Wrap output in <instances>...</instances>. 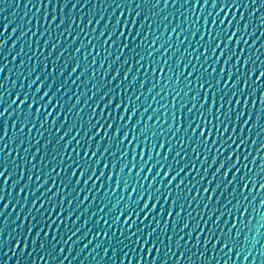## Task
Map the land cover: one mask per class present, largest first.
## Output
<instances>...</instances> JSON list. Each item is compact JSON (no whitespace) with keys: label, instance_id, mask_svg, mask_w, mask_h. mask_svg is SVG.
<instances>
[{"label":"snow or ice","instance_id":"obj_1","mask_svg":"<svg viewBox=\"0 0 264 264\" xmlns=\"http://www.w3.org/2000/svg\"><path fill=\"white\" fill-rule=\"evenodd\" d=\"M159 2L160 0H155L154 3L137 0L133 8L131 4L124 3V0H113L107 4V8L120 11L108 14L101 12L98 15L93 11L84 20L83 16L73 19L72 11L65 15V7L75 10L78 6L76 3L61 5L60 15L57 16L55 0H46L42 5L45 8L43 20L36 24L42 30L38 33L28 30L32 36L44 37L47 33L48 38L43 40L42 45L39 39L35 43L42 49H50L48 55L45 56L41 51L43 60H36L33 52L32 59L35 62L26 88L21 83L20 90L12 94L11 102L6 106L0 96V142L8 137V120L13 115L16 119L12 121V128L19 127V132L14 131L8 138V143L0 146V194L16 174L17 167L20 169L19 178L12 180L11 187L17 188L18 197L26 192L34 178L37 181L32 207L24 218L28 220L27 236L23 243L17 241L14 244L21 256L29 247V238L31 246L38 247L42 252L49 250L45 255L57 251L63 253L65 249L59 247L61 241L64 244L75 243L73 238L87 221L70 234L67 233L66 226L65 234H61L57 226L65 225L67 221L80 220L83 213L74 216V211L90 199L95 200L101 192L107 196V189L111 185V194L115 195L120 190L121 200L124 199L123 194L128 192L130 203H125L116 213L112 225L104 221L105 228L115 226L123 217L120 229L123 240L117 239L116 244L128 249L127 242H131L133 252L138 245L144 255L136 258V264H144L149 258L152 264H156L162 249L167 258L160 260V264H168V259L175 255L170 247L174 238L177 250L181 248L183 241L184 251L180 252V258L192 249H199L195 253L199 264H211L212 260L220 264L221 259L223 264H228L235 249V259H240L241 252L244 251L237 240L240 233L237 231L232 234L231 239L228 238V234L236 227L235 223L228 227V217L232 215L235 218L229 205L236 198L237 177L239 176L241 196L249 184L253 183L242 172L245 168L247 172L252 171L245 162L251 155L247 147L255 145L256 141L253 139L249 143V134L255 128L264 134V123H261L264 121V59H261L264 43L257 46L261 37H264V32L257 36L252 30V16L258 9H255L253 0L255 10L248 15L247 22L241 24L245 20V14L241 12L237 18L235 12L239 11V7L235 0L228 5L222 3L214 15L209 12L207 16H203V7L207 4V0H204L190 30L186 3L183 5L185 26L181 29L179 21L173 25L169 19L172 13L160 17V13L154 11L159 7ZM164 3L167 5L168 0H164ZM197 3L198 0H193V11L197 8ZM49 4L53 8L50 16L47 13ZM173 7H176V0H173ZM211 7H217L216 0H212ZM240 7L247 10V5ZM208 17H212L211 20ZM11 23L5 19L0 28V37L9 31ZM28 23L31 24L32 21ZM258 27H264V23ZM18 29V38L28 35L19 25L11 28L10 35L17 33ZM89 29L94 34L98 47L93 44L92 39H88L87 44L83 42L82 36H87ZM57 30L59 35L56 42L50 44L52 33ZM157 31L160 32L159 35L156 34ZM164 31H168V38L157 44ZM172 34H176L179 43H172ZM149 36L153 38L149 40ZM61 37L64 38V47L57 53ZM192 40H195V44H192ZM78 41L69 60H65L58 69L57 61ZM3 43L0 40V47ZM189 46L192 47L191 52L188 51ZM29 47L32 45L29 44ZM85 48L88 51L83 53L82 63L77 59V54H81ZM253 50L255 55L252 54ZM53 53H57L55 59H51ZM185 55L188 57L187 62L182 59ZM88 56H92L93 65L99 59L101 68H105L109 57H112V62L100 74L99 82L92 83L88 94H85L79 89L87 87L89 81H95L97 76V72L89 73ZM49 60L50 64L47 63ZM113 65H116L115 71L105 79L108 77V69ZM173 69L176 70L175 77L172 76ZM3 71L0 68V72ZM69 82L78 89L71 95L66 91ZM161 92L164 93L162 99H167L171 93L170 108L163 104L153 106ZM257 92L260 93L259 107L255 99ZM148 96L152 97V101L144 106L141 97L147 99ZM81 104L84 107H80ZM13 105L15 109L10 111ZM166 108L167 112H172L167 128L157 127L156 124L149 126L148 121ZM149 109L151 114L146 115ZM74 111L75 116L72 115ZM42 112L44 115L41 120ZM26 128L28 136L36 130V144H40L45 131L49 139L40 148L32 145L34 150L31 154L25 148L18 165L13 157L12 171L9 172L7 158L13 152L7 151L5 154V150L12 143H16L17 149L23 144L22 137ZM73 143L75 147H72ZM261 148H264V143ZM37 155L40 156L38 163ZM255 160L253 157V164ZM260 167L264 169V164ZM41 168L43 172L40 171ZM61 175L65 177L63 180L60 179ZM24 180L27 182L18 187ZM50 180L53 187L45 188ZM260 188L264 189V181L260 183ZM64 189H69L67 194ZM36 192L40 193L39 197L35 195ZM49 193V200L44 201L43 197ZM133 194H136L135 199ZM57 196L60 198L59 203L52 206L50 202L55 201ZM3 199L0 195V201ZM9 203L11 201L4 203L3 208H8ZM119 203L117 201L113 204L110 211L115 210ZM45 204H49L47 209ZM65 204L68 205L67 208L64 207ZM165 205L168 206L166 213ZM20 207L23 209L24 205ZM33 211L36 213L35 217L32 215ZM89 211V208L84 209V212ZM100 211H104V208ZM160 217H163V222ZM125 232L128 234L125 235ZM97 235L108 238L107 231L98 232ZM96 238L93 236L89 239L83 248H88ZM189 243L191 248L188 247ZM208 245H211L213 254L219 245V252L224 256L213 255L210 259L206 258ZM96 247L100 245L97 244ZM250 255L251 253L245 254L243 259L247 261ZM123 256L128 257L129 252L124 251ZM187 258L192 260L191 255ZM120 264H124L123 259ZM128 264H132L131 258Z\"/></svg>","mask_w":264,"mask_h":264},{"label":"water","instance_id":"obj_2","mask_svg":"<svg viewBox=\"0 0 264 264\" xmlns=\"http://www.w3.org/2000/svg\"><path fill=\"white\" fill-rule=\"evenodd\" d=\"M112 2L113 0H55L56 14L57 16L60 15L61 5H71L73 3H76L78 6L75 8V10L65 7V15L68 11H72L73 19L79 16H83L84 20H87L88 14L93 11H95L97 15L101 12H105L106 14H108L112 11H120L119 9L107 8V4ZM115 2H120V0H115ZM136 2L137 0H124V3L131 4L133 8L135 7ZM154 2L155 0H149V3ZM235 2L239 7V11L235 12L237 18H239L241 12L245 14V20L242 21L241 24L247 22L248 15L252 13L255 9H258V11H255V15L252 16V30H254L257 36H259L261 32H264V27H258V25L264 23V0H255V9L253 8V0H235ZM45 3L46 0H0V28H2L5 19H7V21L12 22L9 26V31L5 32L3 37H0V40L4 41L3 46L0 47V68L4 69L3 72H0V96L3 97V104L5 106L11 102L12 94L20 90L21 83H23L26 88L28 80L31 79L29 73L31 72L32 64L35 62L32 59L33 52H35L36 60H43L44 57L40 56V52L43 51L44 55L47 56L50 50L48 48L42 49L40 45H36L35 43V41L39 39L42 45L43 40L48 38L47 33L44 37H40L39 35L32 36L31 32H28L29 29H31L32 32L37 33L42 30L39 29L36 24L37 21L43 20V17L45 15V8L42 5ZM185 3L187 4L188 28L191 30L192 23L196 19V13L200 12V5L204 4V0H198L197 8L195 9V11H193L191 7L193 0H176V7H173V0H168L167 5H165L164 0H160L159 7L157 9H154V11L159 12L160 17L172 13V15L169 17V19L172 21V24L174 25L179 21L182 29L185 26L183 15L185 13V8L183 7ZM222 3L225 5L232 4L233 0H216L217 7L215 9L211 7L212 0H207V4H204L203 7V16H207L209 12H212L214 15L215 12L219 10V7ZM79 5L86 6L80 7ZM242 5H247V10H245L244 7H240ZM52 11V5L49 4L47 8V13L49 16L51 15ZM221 15H223V13H221ZM160 17H158V19ZM208 18L209 20H211L212 17ZM29 21H32V23H28ZM17 25H19L25 32H28V35H25L23 38H18L19 29L17 33L10 35L11 28ZM197 27H199L198 24ZM156 34L159 35L160 32L157 31ZM58 35L59 30L52 33V39L50 40V44L56 42V37ZM152 38L153 37L149 36V40H151ZM167 38L168 31H164L163 37L160 41H157V44L162 43L163 40H166ZM82 39L85 44H87L88 39H92L93 44H97L96 40L94 39V34L91 32L90 29L88 30V35L82 36ZM172 43L174 45L179 43V41L176 39V34H172ZM260 43H264V37H261V39L257 43V46H259ZM29 44H31L32 47H29ZM78 44L79 41L76 45H73L72 48H69L68 52L65 53V56L61 60L57 61L56 66L58 69L64 63L65 60H69L73 48L78 46ZM192 44H195V40H192ZM241 46L243 47V45ZM63 47L64 38L61 37L60 48L57 49V53ZM183 47L184 46L182 45L181 48ZM87 51L88 48H85L83 49V52L81 54H77V59L81 60L82 63V55ZM188 51H192L191 46L188 47ZM17 53H20V55L18 56ZM57 53H53L51 59H55ZM252 54L255 55L254 50ZM113 55H115V49L113 50ZM177 55H179V53ZM14 57L16 58L13 59ZM102 57L103 53H101V58ZM173 59H175V57ZM182 59L187 62V55H185ZM261 59H264V54H261ZM111 62L112 57H109L107 62L105 63V68H107V64H110ZM47 63L50 64L51 60L47 61ZM87 63L90 66L89 73L97 72V76L95 78V81H89L87 87L82 86L79 89L82 90L85 94H88L92 83L99 82L100 74L105 71V68L100 67L99 59L97 60V63L93 65L92 56H88ZM209 64H211V61H209ZM115 68L116 65H113L112 68L108 69V77H106L105 79L109 78L113 74ZM45 71H47V69H45ZM133 72H135V69H133ZM217 72H219V66H217ZM165 73H167V68H165ZM87 75L88 74H86V76ZM175 75L176 70L173 69L172 76L175 77ZM245 75H247L246 69ZM5 77H7V79H5ZM13 82H15V87H13ZM138 83L139 81H137V84ZM163 83L164 79L162 78L161 86H163ZM169 87H171V82H169ZM77 90L78 89L73 86L71 82L66 85V91H68L69 95H71L73 91ZM154 94L155 93H153V95ZM163 96L164 93L161 92V95L156 98V103L153 104L154 107H156L157 104L167 105L169 108L171 107V93H169L167 99H162ZM259 97L260 93L257 92L255 97L257 101V107L260 106ZM65 100L67 101V98H65ZM141 101L144 106H147L148 103L152 101V97L148 96L147 99L141 97ZM67 106L68 105L66 102L65 108H67ZM80 107H84V105L81 104ZM249 107H251V105H249ZM13 109H15V105L12 106V109H10V111H12ZM85 111H88V109L85 108ZM165 112H167V108L158 112L157 115L153 118V120L148 121L149 126L156 124L157 127L167 128V122H170L172 112H167V115H165ZM149 114H151V109H149V113H147L146 115ZM43 115L44 114L42 112L41 120L43 119ZM72 115L75 116V111ZM15 119L16 117L15 115H13L12 119L8 120V137H5L4 141L0 142V146H3L4 143H8V138L12 136V133L14 131L19 132L18 126L15 129L12 128V121ZM49 119L51 120V117ZM57 123H59V121H57ZM261 123H264V121H261ZM41 131L45 130L41 129ZM36 136L37 132L35 129L33 130L32 135L28 136L26 128L22 137L24 139L23 144H21L17 149L16 143H12L9 145V148L5 150V154L7 153V151L13 152V155L8 156L7 158L8 163L6 166L8 167L9 172L12 171L13 157H15L16 164L18 165L20 163L19 157L23 155L25 148H28L29 154H31V152L34 150L32 145L35 144L36 148H40L44 141L49 139V135L45 131V135L40 138V144H36L34 139V137ZM249 137V143H251V140L253 139L256 141L255 145L247 147V151L250 152L251 155L249 156L248 161H246L245 163L247 164L248 168L252 169V171L247 172V169L245 168L242 169V172L246 173L248 179L251 180L253 183L249 184L248 189H246L243 193V196H241L239 187V176L237 177L238 186L236 189V198L233 199L232 204L229 205V209H232L234 211L235 218H233L232 215L228 217V227H231L234 223L236 224V227L232 229V233L228 234V238L231 239L232 234L239 231L240 235L237 240L239 244L242 245L244 251L241 252L240 259L236 260L234 249L233 253L231 254L232 258L228 260V264H233V260H235V264H264V189L260 188V183L264 181V169H261L260 167L261 164H264V159H262L264 158V148H261V144L264 143V134H261L259 132V129L255 128L253 129L252 133L249 134ZM173 142L175 143V140ZM72 147H75L74 143ZM17 152L19 153V155H16ZM48 152L50 158V149L48 150ZM189 155H191V145H189ZM253 157L256 158L254 164L252 163ZM39 160L40 156L37 155L36 162L38 163ZM0 164H2V155H0ZM40 171L43 172V169L41 168ZM19 173L20 169L17 167L16 174L10 178L9 184L4 186V191L2 194H0L4 198L2 201H0V264H61V261H63V264H120L121 259L124 260V264H128L129 258H131L132 264H136V258L144 255V253L140 252L138 245L135 246L136 251H131V248L133 247L131 242H127L129 244L128 249H124L123 245L116 244L117 239L123 240V237L120 236V229L123 226V217L121 218V222L117 223L115 226L107 229L105 228L104 221H107L109 225H112V221L114 220L116 213L123 208L125 203H130V201L128 200V192H125L123 194L124 199L121 200L120 190H117L115 192V195H112L111 185H109L107 189L109 194L107 196H105L103 192H101L100 195L96 196L95 200L90 199L83 205H80L79 209L74 211V216L83 213L80 220H76L75 222L67 221L65 222V225L57 226L58 231L61 234H65V226L67 228V233L70 234L75 229L80 228V225L84 221H87L84 227L80 228V231L77 233V236L73 238V240L76 241L75 243L64 244L61 241L59 247L65 249L63 253L57 251L55 253L45 255V252L49 250L45 249V252H42L38 247L31 246L29 238V247L26 249L25 254L21 256L19 249H16L14 247V244L17 241L23 243L25 237L27 236L28 220L24 218L27 217L28 211L32 207L33 192L35 191L37 181L34 178L26 192L21 193L18 197L17 188L11 187V184L12 180L19 178ZM141 175H143V173H141ZM54 178L55 177L53 176L52 179ZM64 178V175H61L60 179L63 180ZM26 182V180L21 181V185H19L18 187H22L23 183ZM0 183H2V180H0ZM58 186L59 181H57V187ZM52 187L53 185L50 180L49 183L45 185V188ZM80 187L83 188L84 185H80ZM53 190H55V188H53ZM68 190L69 189H64L65 194H67ZM249 192H251V195H249ZM25 195H27V202H25ZM35 195L39 197L40 193L36 192ZM50 195V193L45 195L43 197V200L48 201ZM89 195L91 196V194ZM135 195L136 194H133V199H135ZM59 199V196H57V199L55 201H51L50 203L52 204V206L58 204ZM9 201H11V203H9V207L6 209L3 208V204ZM117 201H120V203L117 205L116 209L110 211L111 206L113 204H116ZM237 201H239L238 204ZM39 203L40 201L38 200L37 206H39ZM223 203L224 201L222 199L221 204ZM22 204L24 205L23 209H21L20 207V205ZM233 205H236V208H233ZM48 207L49 204H45V208L47 209ZM64 207L67 208L68 205L65 204ZM85 208H89L90 211L84 212ZM101 208H104V211H100ZM164 211L165 213L168 211L167 205H165ZM91 213H95V215H91ZM241 213H243V215H241ZM32 215L33 217L36 216L35 211H33ZM193 215H195V213H193ZM61 219H63V217H61ZM160 220L161 222H163V217H160ZM22 224L23 227H21ZM221 225L223 226L222 221ZM41 226H43V223H41ZM137 227H139V223H137ZM104 231L108 232V238L104 237L103 235H97L98 232ZM226 231L227 228H225V232ZM113 232H115V236H113ZM127 234L128 233L125 232V235ZM93 236L97 237L96 240H94L93 243L89 244L88 248L84 249L83 245L87 244L89 239H91ZM97 244H99L100 247H96ZM167 246L168 245L166 243V247ZM170 247L172 248V251L175 253V255L171 256V258L168 259V264H177L178 260L179 264H199L198 258L195 255V253L198 252L199 249H192L190 253H186L183 258H180V252L184 251L183 241H181V248L179 250L175 248V238L173 239V243ZM188 247L191 248V243H189ZM105 249H107L108 251L105 252ZM124 251L129 252L128 257L123 256ZM225 252H227V249H225ZM29 253L31 254L29 255ZM247 253H251V255L249 256V259L245 261L243 257ZM153 254L155 255V253ZM189 255L192 256L191 261H189L187 258ZM213 255H215L216 257L224 256L223 253L219 252V245H217V251L215 254H213L211 251V245H208V250L205 252V257L210 259ZM41 257H43V259H41ZM65 257H67L66 260L64 259ZM165 258H167V254L165 250L162 249L161 256L157 259L156 264H160V260ZM144 264H152L151 259H146L144 261ZM211 264H216V261L212 260ZM220 264H223V259L220 260Z\"/></svg>","mask_w":264,"mask_h":264}]
</instances>
